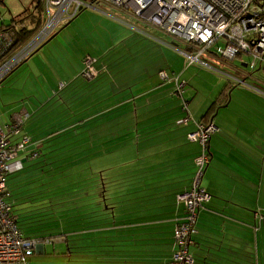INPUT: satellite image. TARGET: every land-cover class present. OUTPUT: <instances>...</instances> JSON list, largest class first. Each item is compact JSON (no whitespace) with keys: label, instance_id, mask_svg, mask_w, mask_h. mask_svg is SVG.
Masks as SVG:
<instances>
[{"label":"crops","instance_id":"crops-1","mask_svg":"<svg viewBox=\"0 0 264 264\" xmlns=\"http://www.w3.org/2000/svg\"><path fill=\"white\" fill-rule=\"evenodd\" d=\"M127 19L131 23L126 22L125 26L136 32L139 28L137 23ZM64 24L53 34L56 36L50 40L52 35L32 56L35 65L42 57L48 66L36 77L42 79L45 94L52 91L51 95L55 98L62 95L59 93L75 78L81 79L82 82L74 88L76 91L72 92L69 87L63 99L71 108L68 113L98 112L94 116L82 117L79 127L84 132L82 140H86L83 145L99 139L98 135L105 137L108 139L105 144L109 145L106 149H118L119 159L113 171L112 167L108 170V165L100 164L94 170L90 165L72 166L74 172L75 169H89V174H68V168L67 174L62 173L61 177L65 174L67 178L73 174V189L70 192L91 190L98 192L100 198L96 208L93 197H88L81 204L84 209L82 216L77 213L71 219L72 224L79 222L83 225L82 230L69 231L72 235L82 233L81 255H71L69 248L72 252L75 248L68 245V256H62L69 262L82 264H169L175 251L176 227L184 217V203L178 197L189 190L196 172L195 162L201 153L199 144L186 138L195 130V125L190 121L184 122L182 103L172 98V89L161 85L158 75L132 73L130 76V71L149 61L144 55L148 56V48L153 45H147L140 53V65L134 60L137 51L130 58L120 55L105 59L106 54L111 52L108 47L92 57L87 48L77 47L73 40L66 39L70 43L53 41L68 25ZM152 38L160 45H170L160 35ZM130 42L133 43L132 40ZM53 47H56L55 53L50 52ZM87 58L96 60L95 68L99 72L98 76L88 81L80 75ZM165 62L168 67L169 61L165 59ZM68 65L75 66V69L63 73L61 69ZM166 67L162 65L163 69L158 73L166 72ZM147 68L148 65L143 66L144 70ZM168 69L171 74H176V70ZM75 71L76 75L73 74ZM184 73L175 76L187 86V82L191 81L183 78ZM69 75L72 76L70 81ZM222 90L211 93L209 105L197 102V97L184 91L190 106L194 103L193 109L190 107L194 121L202 120L203 112L212 103H220L217 119L213 121L216 127L210 140V161L201 182L209 198L198 214L197 234L189 252L194 264H264V98L245 92L239 100L232 97L231 90L229 101L224 106L221 104L223 100H219ZM25 99L23 109L7 115L9 119L0 122L2 130L6 131L15 117L22 114H27L28 118L32 114H41L42 117L43 105L35 107L30 97ZM74 101L75 107L72 108L74 103H70ZM108 114H114L110 124H98L95 127L98 130L91 131L89 125L92 120ZM235 114L243 120L233 119ZM38 121L27 122L11 141L27 136L31 143L29 150L49 149L52 143L47 140L57 135L48 133L36 140L37 135L32 134L30 129L42 127V118ZM102 131H105L104 135ZM90 154L88 160L92 159ZM41 158H45L44 152ZM40 159L38 161H42ZM40 166L38 169L43 172L45 169ZM79 174L83 177L78 183L83 184L77 188L73 182ZM43 249L44 246L37 249L36 254L43 255Z\"/></svg>","mask_w":264,"mask_h":264},{"label":"rangeland","instance_id":"rangeland-1","mask_svg":"<svg viewBox=\"0 0 264 264\" xmlns=\"http://www.w3.org/2000/svg\"><path fill=\"white\" fill-rule=\"evenodd\" d=\"M30 3L31 0H0V27L9 26L14 19H23L27 22L28 15L30 12H33ZM97 6L99 8H97ZM97 6L95 9L98 11L83 9L72 21H70V23H68L53 41L70 43L66 39L73 40L77 47L81 45L87 48L88 51L91 52L92 57L97 56L98 51L110 47L111 52L106 54L105 59L118 57L120 55L130 58L134 55V51H137V55H135L136 57L134 58L135 64L142 62L139 60V58H141L140 53L146 49V46L153 45V47L148 48V56L146 57V55H144V58H148L149 61L132 72L130 71V76L132 73H141L149 76L154 75L153 77H155L160 69L166 67L165 59H167L170 63L168 67H170L172 71L176 70L175 75H178L180 72H182V74L185 72L183 78L185 80L190 79L191 82H187L185 91H187L189 95L197 97V102H204V105H209V97L213 91L222 90L227 84L229 79L224 74L239 77V74L233 72L231 68H227L213 60L206 59L207 65L205 66L198 63L193 65L189 64L187 60L178 53V51H184L182 45H177L178 48L175 50L160 45L161 43L158 44V42L152 38L153 36L159 35L158 33L142 29L148 33V36H145L135 32L125 26L126 22L131 23V21L127 19L128 17H122V15H125L121 11H111L109 7L100 4ZM63 26H65V24L62 25L61 28H63ZM61 28H59V30ZM139 29H141V27H139ZM160 37L162 40L168 41V43L170 42L168 38L162 35H160ZM130 40H132L133 43H131ZM222 43L223 42H218L215 44L211 48V52L215 54L218 48H223L224 45ZM22 45L23 44H21V46ZM55 48L56 47L50 48V52H54ZM57 50H61V48ZM247 59V56L241 57V61H247ZM187 64H189L187 69H184ZM236 64H238V62H234V65ZM144 65H148V68L145 70L143 69ZM162 65L163 68H161ZM45 67L48 66L42 57H40V60H37V64L35 65L31 56L25 63L19 66L1 82L0 122L3 121V119L8 120L10 115L18 113L20 109H23L22 103L27 101V99H25L27 96L30 97L31 103L35 107H42L43 105L42 108H44V110L41 112L43 113L42 117L41 114L30 115V117L24 121L22 129L27 122V124L31 122L39 123L38 119L42 118V127L39 126L30 129L32 134L37 135L35 138L36 140L48 133L57 135L59 132L66 129H68V131L47 140L48 143H52L51 145L53 147L51 146L49 149L43 148V150H41L42 148L40 149L41 153L43 154L44 152L45 156V158L40 159L42 160L40 164L44 166L43 168L45 170L40 172V169H38L39 165L32 164L34 160L23 163L24 168L21 172L14 173V175L12 174L7 177L6 193L8 194L7 198L14 204L13 210L15 211V215H17V213L22 215L20 218V225L22 229L25 227L22 233L23 236L28 239L39 237L35 239L45 242L43 249L45 253L43 255H37L35 252L30 264H82L75 263L74 261L69 262L68 258L65 259L62 256L64 254L67 255L68 245L73 249L75 248L73 252L76 254L74 256L81 255L83 249L81 247L83 242L82 233L70 234L68 224L66 223L68 222L66 213H68L67 210L70 209L72 198L68 199L67 196H63L54 199V197H56L55 194L52 195L50 192L63 191L66 188V193L62 195H70V193H73L70 192L73 189L71 186L73 174L68 178H60L62 173L67 174V168L68 174L73 173L74 169L72 166L90 165L94 170L97 165L103 164L108 165V170L112 167L111 171H113L116 161L119 159V151L115 149V147L110 148V151L109 149L107 150L106 147L109 145L105 143H108V139L100 137L99 135V139H94L91 142L87 141L89 145H83L86 140H82L81 138L84 132L83 128L79 127L80 123H76L78 119L76 117L94 116L98 112L92 110L91 112L68 113L71 108H69L68 103L66 104L64 101L63 94L66 93V91L68 92L69 87H71L70 89L72 92L76 91L74 88L79 82H82L81 79L78 80L75 78L64 91L61 90L63 92L60 91L61 93L59 94L62 95L56 96V98L51 95L52 91L50 90V94L46 95V92H44L45 90L42 88V79L36 77L45 71ZM168 67H166V70L171 74L172 72ZM73 68L75 69V66L68 65L67 68L63 67L61 71L63 73H68ZM220 72L222 74H219ZM73 74L76 75V71L73 72ZM71 77L72 76L69 75L68 81H70ZM180 80L181 79H179V82H182ZM62 86L63 84H61L60 87ZM167 86L171 88L170 85ZM172 86L175 87V84H172ZM245 92L250 91L241 86H237L236 89H232V97L241 100ZM60 98H62V100ZM70 104H73L72 108L75 107V101ZM193 106L194 103L190 106L191 109H193ZM53 111H57L58 113ZM29 112L31 113L30 110ZM204 113L205 112H203V114ZM74 115L76 116L74 117ZM113 116L114 114H108L101 119L98 117L92 120L93 122L89 125V127L92 128L91 131H97L98 129H95V127L98 126V124H104L105 126L110 124V119L114 118ZM200 118L197 119L200 120ZM233 119H236V121L243 120L242 117H238V114H235ZM114 121L112 123H114ZM28 126L29 125L26 127ZM40 128L41 130H39ZM99 130L102 129L99 128ZM109 130L111 131L112 129ZM104 132L105 131H102L101 133L104 135ZM93 136L96 137L95 134H93ZM32 151H34V149H32ZM89 152L91 153V160H88ZM75 170L74 173H90L89 169ZM77 176V181H81L83 176L80 174ZM58 184H63L65 188L63 187L60 189ZM79 184L77 188L82 187L83 182ZM59 200H61L63 204L57 205ZM50 204L52 205V212L56 215L54 217L47 216L48 212H45L49 210H46V207H49ZM28 213H31V216L28 215ZM65 224H67V227Z\"/></svg>","mask_w":264,"mask_h":264},{"label":"built area","instance_id":"built-area-1","mask_svg":"<svg viewBox=\"0 0 264 264\" xmlns=\"http://www.w3.org/2000/svg\"><path fill=\"white\" fill-rule=\"evenodd\" d=\"M99 4L121 11L134 20L141 27L136 32L142 35L148 36L143 31L147 29L168 38L170 48L174 44L182 45L184 51L178 53L189 64L205 66L209 58L222 65L232 62L245 65V70L233 69L239 77L224 75L237 86L264 98V0H44L41 28L26 44L15 48L17 29L0 28V83L60 26L83 9L98 11L95 8ZM218 42H223L224 47L214 54L211 48ZM242 56H247V61H241ZM85 65L82 77L88 80L96 77L97 71L90 60ZM159 76L167 79L164 71ZM183 86L175 81L178 93ZM26 119L28 115L22 114L15 117L6 131L0 128V264H30L37 249L45 244L41 240L25 238L19 231L6 194L7 177L23 169V160L38 157L35 151L29 150L31 143L27 136L11 141L20 133ZM214 131L211 123L200 124L187 137L190 142L200 144L201 153L195 162L191 189L178 197L184 203L185 215L176 227L175 251L169 264L192 263L188 247L196 234L200 208L209 198L201 181L209 161L208 142Z\"/></svg>","mask_w":264,"mask_h":264},{"label":"trees","instance_id":"trees-1","mask_svg":"<svg viewBox=\"0 0 264 264\" xmlns=\"http://www.w3.org/2000/svg\"><path fill=\"white\" fill-rule=\"evenodd\" d=\"M43 1L44 0H31V7H32V10H33V12L36 14V15H31L32 13L30 12V14L28 15V21L27 22H25V20H23V19H18V20H12V22L10 23V25L9 26H7V27H4V26H1L0 28H8V29H13V28H16L17 29V36H18V38H17V42H16V44H15V48H18V47H20L21 46V44H26L37 32H38V30L41 28V25H42V22H43ZM82 11V10H81ZM80 11V12H81ZM79 12V13H80ZM78 13V14H79ZM77 14V15H78ZM76 15V16H77ZM75 16V17H76ZM74 17V18H75ZM26 18H27V16H26ZM73 18V19H74ZM73 19H71L70 21H72ZM70 21H68V22H66V24H68V23H70ZM41 48V47H40ZM172 48V47H171ZM176 48H178V46L177 45H173V48L172 49H176ZM39 50V49H38ZM37 50V51H38ZM37 51H35L33 54H32V56L37 52ZM31 57V56H30ZM29 57V58H30ZM88 60H90V62H91V64H92V66L95 68V64L97 65V62H96V60L95 59H92V58H87ZM86 59V60H87ZM208 60H212V59H209L208 58ZM214 61V60H213ZM26 61H24L23 63H25ZM22 63V64H23ZM21 64V65H22ZM20 65V66H21ZM193 65V64H192ZM85 64H84V69H85ZM224 66H226L227 68L229 67V68H231V70L234 72V68L236 69H238V68H241V69H244L245 70V68H243V65H241V64H236V65H234V62H232V63H229L228 65L227 64H224ZM84 69L81 71V78L82 79H84V80H87L88 81V79H86V78H84V77H82L83 76V71H84ZM96 69V68H95ZM96 71H97V76L99 75V72H98V70L96 69ZM162 72V71H161ZM165 72V71H164ZM160 73V72H159ZM159 73L157 74L158 75V78H159V80H160V82H161V85H170L171 86V88H172V91H171V95L172 96H174V97H172L174 100H176V101H178V102H180V103H182V105H181V107H182V111L184 112V113H182V115H183V118L182 119H187L185 122H193L194 123V125H195V130L194 131H192V132H195L196 130H197V128H198V125H209L210 123L211 124H213V126L214 127H216L215 125H214V123H213V121H214V118H216V116H217V113H218V108L220 107V103H218V101H215L214 103H212L211 105H210V107H208V109L205 111V113L203 114V116H202V120H200V121H194L193 120V118H192V114H191V111H190V104H189V100L187 99L186 100V97L184 96V91H185V84H184V86H183V88H182V90H181V92L180 93H178L176 90H175V87H173L172 86V84H175V81H177V82H179V79H178V77L177 76H175V75H173V74H168V72L166 71V74H167V79H165V80H163V79H161L160 78V76H159ZM237 73V72H236ZM257 75V73L255 74V76ZM89 80H91V79H89ZM179 83H181V82H179ZM237 88V85L236 84H234L231 80H228L227 81V84L224 86V89L221 91V93H220V96H219V100H223V102H221V104H224V106L225 105H227V103H228V101H229V95H230V92H231V90L232 89H236ZM226 92V93H225ZM256 95V94H255ZM259 96V95H258ZM261 97V96H260ZM76 115H74V117H75ZM76 118H78L76 121V123H82V117L80 118V117H76ZM68 131V129H66V130H64V131H62L63 133H66ZM192 132H190V133H192ZM189 133V134H190ZM214 133H215V131L213 132V134L210 136V139H209V142H208V146H207V148H208V151H207V154H208V158H209V161H210V150H209V148H210V140H211V138H212V136L214 135ZM188 134V135H189ZM60 134L58 133L57 134V136H59ZM188 135L186 136V138L188 137ZM187 140H188V138H187ZM189 141V140H188ZM199 144V143H198ZM34 145V144H33ZM199 146H200V144H199ZM201 148V147H200ZM34 151L36 152V154L38 155V158H37V160L35 159L34 160V162H32V164H34V165H39L40 163H41V161H38L39 159H40V157H41V150H38V149H36V148H34ZM29 160H32L31 158L29 159ZM29 160H27V161H29ZM209 161H208V164H209ZM208 164L206 165V167H205V169H204V173H205V170H206V168H207V166H208ZM42 167H44V166H40V168H42ZM23 168H24V165H23ZM23 170V169H22ZM21 170V171H22ZM20 171V172H21ZM19 173V172H18ZM14 175V174H13ZM11 176V175H10ZM204 176V175H203ZM60 178H62V179H64V178H67V176L64 174V176H60ZM203 179V178H202ZM78 179H76V180H74V182H73V184L74 185H76V186H78V185H80L79 183H78V181H77ZM7 182V181H6ZM202 182V181H201ZM61 186H64L63 184H58V187L61 189ZM191 186L192 185H190V188H189V190L191 189ZM6 189H7V187H6ZM93 189V188H92ZM188 190V191H189ZM188 191H186V192H188ZM92 192V193H91ZM185 192V193H186ZM52 195H54L55 194V196L56 197H54V199H57L58 197H63V196H67V198L69 199V198H72V203H70V209L69 210H67L68 211V213H66V218L69 220L70 219V221H68V222H66L67 224H68V229L70 230V231H72V230H79V229H81L82 230V228H83V225L81 224V223H79V222H77V224H72L73 222H72V218H73V215L75 214H77L78 213V215H80V216H82V212H84V210H82L83 208V206L81 205V204H83V202L84 201H87L86 199L88 198V197H93V202H94V204H96L97 206H96V208L98 207V204H99V193L98 192H93V191H91V190H86V191H82V190H80V191H77V192H75V193H70V195H68V194H64V195H62L63 193H66V191L65 190H63V191H58V192H50ZM91 193V194H90ZM7 194V193H6ZM8 195V194H7ZM57 195H59V196H57ZM69 196V197H68ZM7 200L10 202V200L7 198ZM71 201V200H70ZM11 203V202H10ZM52 204V203H51ZM50 204V206L49 207H46V210L47 209H49L48 211H45V212H48V215L47 216H50V217H54V216H56L53 212H52V205ZM61 204H63V202H61V200H59L58 201V204L57 205H61ZM206 203H204L203 205H202V207L200 208V210L203 208V206L205 205ZM73 205H74V207H73ZM13 207H14V204H12L11 203V208H12V214L15 216V218H16V225H17V228L19 229V231L20 232H22L23 233V231H24V229H25V227H23V229L21 228V225H20V218L22 217V215H20V214H18L17 213V215H15V211L13 210ZM200 212V211H199ZM199 214V213H198ZM28 215H30L31 216V213H28ZM184 215H185V206H184ZM181 221V220H180ZM179 221V222H180ZM178 222V223H179ZM197 223H198V218H197ZM197 223H196V234H197ZM67 224H65V226L67 227ZM77 228H79V229H77ZM195 234V235H196ZM195 235L190 239V245H189V247H188V253H189V255H190V257H191V260H192V263L191 264H194V258H193V256L190 254V252H189V248H190V246L193 244V238L195 237ZM34 239L33 240H38V239H35V238H39V237H33ZM69 248V247H68ZM69 253L70 254H72V255H75L76 253H73V252H71L72 251V249H70L69 248ZM80 257V256H79Z\"/></svg>","mask_w":264,"mask_h":264},{"label":"water","instance_id":"water-1","mask_svg":"<svg viewBox=\"0 0 264 264\" xmlns=\"http://www.w3.org/2000/svg\"><path fill=\"white\" fill-rule=\"evenodd\" d=\"M82 1H86V0H82ZM55 36H56V35H53V36L50 38V40H51L53 37H55ZM50 40H49V41H50ZM175 45H176V44H175ZM245 67H246V66L243 65V68H245ZM25 162H26V160H23V161H22V163H25Z\"/></svg>","mask_w":264,"mask_h":264}]
</instances>
